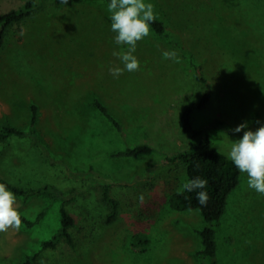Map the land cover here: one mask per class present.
Returning <instances> with one entry per match:
<instances>
[{
    "label": "rangeland",
    "instance_id": "rangeland-1",
    "mask_svg": "<svg viewBox=\"0 0 264 264\" xmlns=\"http://www.w3.org/2000/svg\"><path fill=\"white\" fill-rule=\"evenodd\" d=\"M25 1L0 0V14ZM150 2L165 33L150 28L136 45L138 69L119 76L109 72L123 68L113 52L127 45L114 43L103 1L44 0L8 28L0 49V126L26 133L30 104H36L41 145L27 134L0 141V178L23 190L52 184L65 200L13 193L20 215L35 221L43 214L30 227L21 222L0 231V264H21L33 253L35 264H205L195 255L204 223L198 212L172 209L167 193L153 215L143 206L150 196L164 195L171 177L179 190L186 181L184 165L165 157L187 147L179 117L183 104L203 92L197 69L210 97L192 112L191 123L218 151L226 155L242 135L231 132L237 124L255 130L264 123V0ZM95 99L119 129L92 105ZM138 144L150 150L109 155ZM88 171L100 180L84 177ZM103 183L118 200L108 223ZM226 203L215 235L218 264H264V195L248 188L240 172ZM60 206L74 218L73 244L62 237L56 248L43 249L59 229ZM135 232L147 238L143 252L133 247Z\"/></svg>",
    "mask_w": 264,
    "mask_h": 264
},
{
    "label": "trees",
    "instance_id": "trees-1",
    "mask_svg": "<svg viewBox=\"0 0 264 264\" xmlns=\"http://www.w3.org/2000/svg\"><path fill=\"white\" fill-rule=\"evenodd\" d=\"M84 1H103L106 4L108 0H84ZM44 0H26L22 5L13 8L0 14V49L4 46L8 28L15 22L24 20L29 17L33 12L37 11ZM150 28L158 35L163 36L165 33L164 24L155 19L150 24ZM195 79L202 85L203 92L197 99L190 100L183 104L179 122L180 129L187 140V147L179 150L171 155L165 157L166 162L169 163H182L185 167L186 180L194 177L206 178L208 184L205 191L208 193V201L206 205H200L196 200V192H187L179 190L178 180L170 178L164 183V195H152L148 198L143 206V211H147L148 215H153L155 209L161 207L166 200L165 193L169 195V206L177 211L194 210L198 212L203 219V226L197 229V234L200 237L201 247L195 252V255L201 258L205 264H218L216 256V240L215 235L220 226V219L226 211V202L228 195L235 189L239 182L240 172L235 168L232 162L225 154L218 151L213 145L208 133L203 128H194L191 123V114L194 110H199L204 107L208 101L210 94L204 78L197 72ZM92 105L97 108L117 129L120 128L117 119L109 112L106 105L98 99L93 100ZM37 106L30 104V120L29 129L25 133L19 127L13 126L9 123H3L0 126V141L7 139L11 135L24 136L29 135L32 139L40 144L38 139V131L35 128L37 121ZM41 145V144H40ZM150 147L146 144H138L133 147H125L123 149L114 150L109 153L110 156H136L140 153L147 152ZM84 177H92L94 180H100L101 175L88 171L83 173ZM96 177V178H95ZM102 179V178H101ZM0 183L4 184L10 191L17 195L30 196L33 194H46L51 199L65 200L62 192L52 184H45L40 188L24 189L10 184L3 178H0ZM102 199L109 203L111 211L107 214L106 222H111L115 219L118 212V200L110 191V185L103 183ZM60 225L59 229L47 240H44L41 245L43 249L56 248L61 238H66L70 244H73L70 228L74 225L75 221L73 216L63 206H60ZM41 211L35 221L39 220L42 216ZM20 215V214H19ZM21 222L27 227L32 226L35 221H30L23 215H20ZM142 231V230H141ZM134 244L133 247L139 248L141 252L146 250L147 238L143 233L135 232L133 234ZM38 254L33 253L25 256L21 264H35ZM205 259H208L205 262Z\"/></svg>",
    "mask_w": 264,
    "mask_h": 264
},
{
    "label": "clouds",
    "instance_id": "clouds-1",
    "mask_svg": "<svg viewBox=\"0 0 264 264\" xmlns=\"http://www.w3.org/2000/svg\"><path fill=\"white\" fill-rule=\"evenodd\" d=\"M67 3V0H62ZM110 30L114 33L113 41L116 45H127V50L114 51L123 68H109L113 76H119L123 71L133 72L139 67V61L134 55L137 42L149 35L150 24L156 19L154 6L150 0H108ZM165 56L169 53H165ZM175 55V53H171ZM243 130V131H242ZM233 134L242 135L231 140L227 151V158L235 168L245 173L247 187L264 195V123H260L255 130L249 129L246 122L237 124L231 129ZM206 178L194 177L187 179L181 190L196 192V200L200 205H206L209 197L205 187ZM15 195L4 184L0 183V231L9 226L19 228L21 219L14 207Z\"/></svg>",
    "mask_w": 264,
    "mask_h": 264
}]
</instances>
